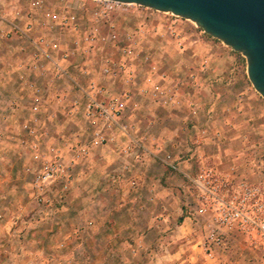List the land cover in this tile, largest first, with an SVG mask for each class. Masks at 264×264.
Masks as SVG:
<instances>
[{"label": "rangeland", "instance_id": "obj_1", "mask_svg": "<svg viewBox=\"0 0 264 264\" xmlns=\"http://www.w3.org/2000/svg\"><path fill=\"white\" fill-rule=\"evenodd\" d=\"M69 15L75 19L63 26ZM11 22L52 43L56 59L45 61L49 87L40 94L19 77L34 62L33 45L2 37ZM95 23L102 39L90 46L83 32ZM113 30L137 40L150 62L121 54L109 39ZM91 82L108 97L124 94V121L141 147L125 154L133 142L118 134L116 144L76 156V145L90 141L80 88ZM156 84L165 98L151 95ZM0 87L7 107L0 114V264H264V247L241 231L230 233L226 249H203L206 218L195 212L198 190L183 174L210 168L231 187L242 180L264 187V97L241 52L192 20L136 4L0 0ZM12 102L15 114L5 121ZM52 146L66 175L40 191L37 152L50 156ZM168 152L180 171L163 163ZM126 163L133 171L123 172ZM132 176L140 194L157 198L135 199Z\"/></svg>", "mask_w": 264, "mask_h": 264}, {"label": "built area", "instance_id": "obj_2", "mask_svg": "<svg viewBox=\"0 0 264 264\" xmlns=\"http://www.w3.org/2000/svg\"><path fill=\"white\" fill-rule=\"evenodd\" d=\"M104 1L119 3L112 0ZM96 14H100V12L96 11ZM74 19L75 15L65 16L61 19V24L67 27ZM73 25L75 29H78L76 27L77 22H74ZM9 27L10 29L2 37L13 39L17 35L19 38L31 43L35 49L32 55L34 62L29 69L30 73L29 70L20 72L19 77L28 89L40 94L49 87L45 82V61H55L56 59L48 51L52 43L43 36L33 38L29 35L27 29H24L18 23L11 22ZM83 34L82 41L90 46L102 39L99 23L85 29ZM103 39L105 38L103 37ZM109 39L117 44L118 49L124 56L139 58L144 63L150 62L149 54L141 53L138 49L139 42L132 39V36L126 35L123 40H120L117 31L113 30L109 35ZM76 43L79 44V41ZM67 55L68 53L65 54V56ZM54 63L56 68L64 74L61 65L58 62ZM122 66L121 68L124 69L125 63H122ZM105 73H112V71L110 68H105ZM33 74H36V76ZM80 89L85 95L84 116L89 123L91 132L89 143L81 142L76 145L75 154L77 157L89 154L91 147L116 144L118 134L128 137L133 142L123 148L122 151L125 154L131 153L134 145L142 146L137 143V139L132 134L134 127L124 121L122 111L124 108V94L123 97H108L107 91L97 87L94 82H91L88 87H81ZM166 93L165 88L160 84H156L151 91V95L157 99L165 98ZM11 108H15L14 103L11 104ZM37 154L42 157V166L36 177V186L40 191H44L50 189L52 184H55L59 178L66 175V165L63 154L56 146L49 148L48 154L50 156H46V154L42 156L40 152H37ZM162 161L171 169L180 171L173 154L170 152L164 155ZM122 169L125 173L133 171L130 163L124 164ZM183 174L198 190V207L195 212L206 218V233L201 241L205 251L212 255L218 249H226L228 236L235 230L244 233L256 245L264 247V187L245 180L236 182L231 187L229 186L230 182H225L210 168L201 169L195 175L186 171H183ZM128 184L134 191L141 189L138 176H132ZM65 187L67 188L68 185L66 184ZM43 200H45L43 196H40L39 201Z\"/></svg>", "mask_w": 264, "mask_h": 264}, {"label": "water", "instance_id": "obj_3", "mask_svg": "<svg viewBox=\"0 0 264 264\" xmlns=\"http://www.w3.org/2000/svg\"><path fill=\"white\" fill-rule=\"evenodd\" d=\"M194 21L247 59L248 77L264 97V0H112Z\"/></svg>", "mask_w": 264, "mask_h": 264}, {"label": "crops", "instance_id": "obj_4", "mask_svg": "<svg viewBox=\"0 0 264 264\" xmlns=\"http://www.w3.org/2000/svg\"><path fill=\"white\" fill-rule=\"evenodd\" d=\"M0 96L2 97V99L0 98V114H1L2 113V110H4V109L7 108L6 105H5V101L6 100L4 101V99H3L4 94L1 91V87H0ZM12 103H14L15 108L14 109L11 108L12 110L9 113V115L6 114L5 117H2V118H4L3 120H5V121H10L11 117H13V115L15 114V111H16L17 106H16V103L15 102H12ZM10 107H11V105H10ZM141 188H143V187L141 186ZM143 196L145 198H150L151 200H155V198H157V195H154V194H151V195L150 194L143 195V192L140 194V190L137 191V194L134 197L136 199V198H140V197H143ZM125 199H127V198H125ZM188 212L191 213V210H189ZM187 219H189L191 221L193 220L191 216H187L186 217V220Z\"/></svg>", "mask_w": 264, "mask_h": 264}]
</instances>
